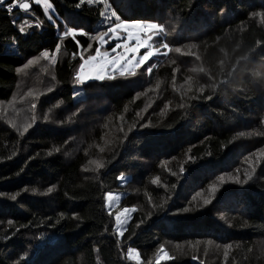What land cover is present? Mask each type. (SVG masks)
I'll list each match as a JSON object with an SVG mask.
<instances>
[{"label":"trees","instance_id":"16d2710c","mask_svg":"<svg viewBox=\"0 0 264 264\" xmlns=\"http://www.w3.org/2000/svg\"><path fill=\"white\" fill-rule=\"evenodd\" d=\"M28 2V13L15 9L9 17L0 10V264H137L126 256L129 246L140 253L139 264H156L160 245L174 259L161 254L159 264H264V56L257 48V41L264 42V17L253 15L264 13V0H127L126 5L110 0L113 10L123 9L129 18L164 23L174 47L201 59L173 48L167 57L153 58L157 67L151 76L130 78L135 84L89 82L77 100L72 77L80 54L93 52L89 43L95 47L88 36L59 41L54 67L41 60L26 73L15 70L42 50L54 51L65 25L94 34L100 19L96 6L77 9L79 0H49L53 23L40 5ZM37 19L43 21L41 28L19 33L20 23L34 25ZM14 39L16 53L10 49ZM245 55L251 59L241 60ZM237 62L230 83L212 100L190 99L198 93L189 88L205 84L211 94L207 84L214 81L208 74L215 81L224 79ZM198 68L204 72L193 71ZM137 92L143 94L137 98ZM34 97L41 119L19 137L6 121L27 122ZM137 112L144 118L141 123L151 121L155 127L129 133L133 139L122 147L120 129L126 132ZM45 113L48 121L42 119ZM53 146H62L61 151L46 155ZM12 151L16 156L8 159ZM90 160L106 164L100 180L96 172L81 170L95 168ZM250 165L257 169L254 182L244 188L231 182L236 169L243 177ZM121 173L126 181L116 180ZM154 178L157 184L151 183ZM52 185L53 193L39 194ZM105 191L122 195L115 209H137L120 238L122 247L111 234L114 216L102 212ZM17 192V201L7 198ZM207 199L212 203L205 205ZM184 207L190 211L182 213ZM224 244L232 245L227 262Z\"/></svg>","mask_w":264,"mask_h":264},{"label":"snow or ice","instance_id":"6c2138e0","mask_svg":"<svg viewBox=\"0 0 264 264\" xmlns=\"http://www.w3.org/2000/svg\"><path fill=\"white\" fill-rule=\"evenodd\" d=\"M33 2L37 5H42L44 9V15L47 17L49 21H53V17L49 14L53 8V3L49 2V0H33ZM121 3L126 5L127 0H121ZM95 5L96 6V12L98 13L99 20L97 24V29L94 31V34L92 31L86 30L84 28H76L74 26H67L65 25L64 30L59 33V40L55 44V50L49 51L47 49L42 50L39 52L38 56H35L33 58H30L27 60L26 63H24L21 67L16 68V73L19 75L21 73H26V70L32 68L33 66L37 65L41 60L46 61L49 66L54 67L57 63V54L60 51L61 44L59 41H63L68 37L75 38L77 35L80 36H88L91 41H95V47L92 43L88 44V49H93V52H89V54L85 57L83 54H80L79 56V64L76 68L72 81L75 86V89H80L83 86H90L88 85L89 81H96V82H111V81H117V80H125L129 81V83L135 84L137 81L131 80L130 78H135L138 76H144L148 75L151 76L153 73V69L157 67L156 63H153L152 60L154 57L164 56L167 57L169 52L174 51L176 53H181V55H188V56H195L196 60H200L201 57L197 55L196 53H192L191 51L187 53H183L181 51V47L176 46L174 47V41H170L168 39L170 33L168 31V28L164 23H160L157 21H145L141 19H135V18H129L123 14V9L121 12H117L116 10H113V6L110 2V0H79L78 3H76L74 6L79 9L82 5ZM19 9L21 12L28 13L30 9V3L28 0H0V10H3L9 17H12L14 14V10ZM223 11V10H222ZM254 16H261L264 17V13H254ZM55 23V21H53ZM43 24V21L37 19L35 21V24L33 25L29 21L25 20L22 23L18 25V30L21 35H25L26 28H33L36 29L41 28ZM174 27V26H173ZM121 33H127V39L123 41V43H117L114 47H111V53L115 54L117 53L118 49H123L122 52H120L117 55H110L107 50L102 51V48L104 45L109 44V37L113 39H120ZM135 40L134 46L129 43L130 40ZM13 43H16L17 41L14 39L12 41ZM196 45H190V47H195ZM76 48L80 49L81 44L79 41L76 42ZM257 48L260 49V54L264 56V42L257 41ZM163 49V51H162ZM143 50V51H141ZM87 51V50H85ZM251 52L253 55L256 53V49H252ZM94 53V54H93ZM131 53V55H129ZM77 56L76 52H73L72 59L75 60ZM241 60L248 61L251 59L249 55L242 56L240 58ZM175 63V61H173ZM239 62H237V65L233 66L232 71L227 74V77L224 79H221L219 81H215L214 77L209 73L208 74V80L214 81L211 84H207V87L211 89V94H206V86L205 84H198L195 89L189 88L188 91L192 92L195 91L198 93V95H193L190 97L193 101L198 100H212L214 98V95L218 92V90L222 87L227 86V84L230 83V77L233 75V73L236 71V68L238 67ZM193 71H199L204 72L203 68L193 69ZM175 73L176 70L173 69V79L175 80ZM53 80L56 79L55 76L52 77ZM191 79V78H189ZM53 89L51 87L48 88V91L51 92ZM76 95H79V92L76 91ZM143 93L137 92L136 97L138 98ZM27 95H32L31 91L27 93ZM23 99V97H21ZM37 97L33 98V102L30 104V111L32 115L30 116L29 120L27 122L17 124L13 120L6 121L8 125L13 128L19 137H24L26 133L29 132V129L33 128V125H36L38 121L41 119L37 103L35 102ZM59 105H57L58 107ZM148 107H151L149 105ZM179 107L181 109L185 108L184 103H180ZM168 108V104L164 105V109L162 111L166 110ZM146 110V109H145ZM77 113H73L72 115L75 116ZM137 120L135 123H133L131 126L128 127L127 131L125 132L123 127H121L120 131L123 133V138L120 141V145L122 147H127V144L125 142H131L133 137L129 136V133H134V131L139 129H147L150 127H155V125L152 124L151 121L147 123H141L140 121L144 118L140 116V113H136ZM44 121L49 120V115L45 113L42 117ZM71 119V118H69ZM121 120H123V117H120ZM64 121H61V124H63ZM260 123L264 125V119L260 120ZM240 136L245 135L243 132L239 134ZM67 141H65V144ZM62 146H53L46 155H53L54 153H59L61 151ZM99 151L103 152L104 149L100 148ZM65 155H68L67 152L64 153ZM264 154V150H262V153ZM39 153L36 154L37 157H39ZM16 156V152L12 151L11 155L8 156V159H12V157ZM115 156V153L113 155V158ZM36 157H29L28 159H35ZM188 159L194 160V157H189ZM247 159V158H246ZM111 160L108 161L110 163ZM90 164H95V168H88L83 167L81 170L83 172H89L94 171L97 173L95 179L100 180L101 174L100 170L106 167V164L99 163L96 161H89ZM256 165L260 164V160L257 159L255 162ZM251 171H245L243 177L239 175V169H236L237 175L234 177H231L230 173H226V175H229L231 177V182L240 186V188H244L245 185H249L250 182H254L255 173H256V166L250 165ZM23 171V169H21ZM181 173L185 171L184 167L181 166L180 169ZM175 174V173H173ZM117 181H126L127 177L121 173L120 175L116 176ZM218 180L221 184L225 183V177L223 175L218 177ZM152 184H157L158 180L156 178L152 179ZM101 187H104L102 184ZM175 187V185H173ZM55 189V185L49 186L45 191L39 193L43 196H48L49 194L53 193ZM24 191H27L25 189ZM33 194H35V189L32 190ZM210 191L215 193L217 189L214 187L210 188ZM4 195L3 193H0V196ZM20 195L19 192L16 194H12L7 196L8 199L12 201H17V197ZM67 195V193H66ZM121 197L119 195L114 194L111 191H105L103 193V204L101 205L102 212L106 211L107 215L109 217L114 216V225H112V235H114L117 239V246L122 247L123 246V240H121V237H124L125 231H126V224L131 219V214L136 212L137 209L135 207H124L123 209L117 210L115 213H113L112 208L113 205H115ZM170 199V197H168ZM148 203L151 205L152 200L151 197H149ZM212 200L207 199L204 201L205 205L211 204ZM160 207H163L161 205ZM182 213H188L190 209L188 207H184L180 210ZM177 213H174V215ZM148 216L152 215L151 212L147 213ZM61 218H63V213L60 214ZM147 216L140 219V222L136 225L137 228H139L140 224H143L146 220ZM50 219V218H49ZM72 219H79L78 215H73ZM7 224L9 226L13 225V220H8ZM231 226V225H230ZM21 227H25V225H21ZM108 230V226L106 225L105 231ZM17 232H19V228L16 229ZM9 237L6 235L4 237L5 240H7ZM200 241H196V244L198 245ZM212 241H208V244H211ZM217 247H220V245H217ZM232 247L231 244H224L223 248L225 249L224 257L225 261L227 262L228 259V249ZM248 252L252 253L253 248L249 247ZM163 254V257H166L167 259L171 260L174 259V257L170 256L168 252L165 250L164 245H160L159 249L156 252V264H159ZM260 254L261 256H264V243H261L260 245ZM127 257L129 260L135 259L137 261V264L140 262V253L134 249L133 247L127 248ZM193 260H196L197 257L193 256ZM21 261H23V257L20 258ZM203 264V262H201Z\"/></svg>","mask_w":264,"mask_h":264},{"label":"rangeland","instance_id":"374dc122","mask_svg":"<svg viewBox=\"0 0 264 264\" xmlns=\"http://www.w3.org/2000/svg\"><path fill=\"white\" fill-rule=\"evenodd\" d=\"M41 7H42V9H43V6L42 5H40ZM43 11H44V9H43ZM120 35V39H113V38H111V37H109L108 39H109V44H107V45H104L103 46V48H102V51H104V50H107L108 52H109V54L110 55H117V54H119L120 52H122L123 51V49L121 48V49H118L117 50V53H115V54H113V53H111V47H114L117 43H123V41L125 40V39H127L128 37H127V33H121V34H119ZM129 43L131 44V45H133L134 46V44H135V40L133 39V40H130L129 41ZM11 46H10V49H11V52L12 53H16V43H12V44H10ZM163 50V49H162ZM141 51H143V50H141ZM94 54V53H93ZM129 55H131V53H129ZM89 82H93V81H89ZM88 82V83H89ZM74 90L75 91H78L79 92V95H76V94H74V99L75 100H77V99H80V98H82V94H81V92H80V89H75V86H74ZM76 93V92H75ZM114 194H116V195H119L120 197H122V195L121 194H119V193H114ZM121 200V199H120ZM120 200L115 204V205H113V208H112V211L115 213L116 211H117V209H115V208H117V206L119 205V203H120ZM121 209H123V208H121ZM119 210V209H118ZM114 223H115V221H114ZM114 223H113V225H114ZM128 223V222H127ZM127 225V224H126ZM126 227V226H125ZM127 256V255H126ZM132 261H136L135 259H131ZM137 262V261H136Z\"/></svg>","mask_w":264,"mask_h":264}]
</instances>
